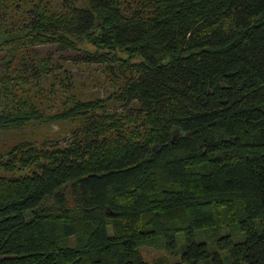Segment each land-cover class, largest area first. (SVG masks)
<instances>
[{"label": "trees", "instance_id": "16d2710c", "mask_svg": "<svg viewBox=\"0 0 264 264\" xmlns=\"http://www.w3.org/2000/svg\"><path fill=\"white\" fill-rule=\"evenodd\" d=\"M64 2L15 36L0 28V48L58 42L119 76L117 98L135 105L105 135L97 101L72 97L53 115L84 117L71 141L6 152L0 264H264V0ZM10 88L2 130L33 116L5 111Z\"/></svg>", "mask_w": 264, "mask_h": 264}, {"label": "rangeland", "instance_id": "374dc122", "mask_svg": "<svg viewBox=\"0 0 264 264\" xmlns=\"http://www.w3.org/2000/svg\"><path fill=\"white\" fill-rule=\"evenodd\" d=\"M6 1H9V6L4 10L3 3ZM64 7V0H5L0 2V28L6 32L11 30L15 36L17 29L26 30L30 27L36 19L38 8L58 15L62 10H67ZM131 7L130 4L123 7L125 15L131 13ZM15 41L0 48V86H11V94L6 93L9 96L4 100L7 101L4 109L13 113L29 112L33 116L19 129H0L1 163L7 157L6 152L21 142L22 145L36 147L44 144L62 147L71 141L72 134L82 129L84 117L77 111L66 118L58 119L53 115L65 112L72 105V97L82 101H97L100 109L96 111L103 110L107 114L101 126L102 134H114L105 122L125 126L127 116L122 111L135 104L120 102L116 96L119 76L106 71L104 64L90 60L83 53L58 42L43 39L38 43L25 38ZM8 51L14 53L13 61L7 57ZM41 58L47 60V67L42 72L39 64ZM16 76L20 78L16 79ZM0 175L9 176L11 173L0 166ZM141 253L150 262L160 258L169 263L179 261V254L171 255L162 249L142 247Z\"/></svg>", "mask_w": 264, "mask_h": 264}]
</instances>
